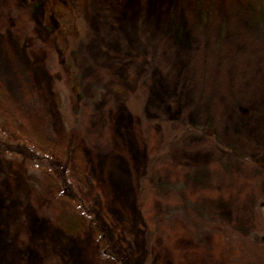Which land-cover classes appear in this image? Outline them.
I'll return each instance as SVG.
<instances>
[{
	"label": "rangeland",
	"instance_id": "rangeland-1",
	"mask_svg": "<svg viewBox=\"0 0 264 264\" xmlns=\"http://www.w3.org/2000/svg\"><path fill=\"white\" fill-rule=\"evenodd\" d=\"M130 99L217 132L149 202L160 136ZM221 146L264 153V0H0V264H227L216 218L253 230L257 174Z\"/></svg>",
	"mask_w": 264,
	"mask_h": 264
},
{
	"label": "trees",
	"instance_id": "trees-1",
	"mask_svg": "<svg viewBox=\"0 0 264 264\" xmlns=\"http://www.w3.org/2000/svg\"><path fill=\"white\" fill-rule=\"evenodd\" d=\"M64 62L65 61L59 60V63H57L49 59L48 68L50 71H54V67L56 66L58 70L60 67L64 71ZM128 106L140 116L142 123L148 130L154 131L160 136V143L149 155L148 163L145 165L140 177L139 197L149 202V198H151L149 195L150 193L157 194L159 191H164L165 182L163 168L166 165L164 163L171 160L177 153L178 146H180L183 137L188 133L200 134L215 143L218 142L216 139L217 132L211 122L201 126H198L194 122H190L182 127H175V122L181 120L180 107L177 100H172L165 110L164 115L154 122H148L143 101L137 103L133 101V99H130L128 101ZM72 111L73 114H77L74 104L72 105ZM221 147L223 151L225 150L231 157L234 156L237 161L250 165L257 174L252 182L253 189L257 190L255 205L253 203L254 208L252 212L254 222L253 230L246 231L224 217L219 216L216 218V222H219L221 226V233L224 241L231 249L227 264H264V153L253 155L243 153L238 149ZM166 186H170L169 191L171 199L176 204H185L187 202V197H185L187 195H185V190L181 184L167 183ZM158 199L159 198L154 197L153 201H159ZM165 207L169 212L174 209V205H166ZM196 207L199 206H195V208ZM144 213L145 211L142 209V217L146 220V217L143 215ZM199 213L203 215L202 212ZM257 234L261 235L263 238L261 240L258 239Z\"/></svg>",
	"mask_w": 264,
	"mask_h": 264
}]
</instances>
